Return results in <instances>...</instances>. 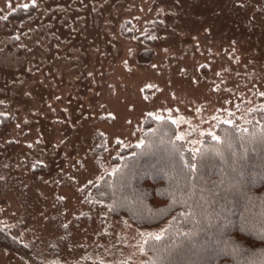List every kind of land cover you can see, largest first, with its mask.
Listing matches in <instances>:
<instances>
[{
	"label": "rangeland",
	"instance_id": "obj_1",
	"mask_svg": "<svg viewBox=\"0 0 264 264\" xmlns=\"http://www.w3.org/2000/svg\"><path fill=\"white\" fill-rule=\"evenodd\" d=\"M259 111L264 0H0V264H147L167 224L93 199L113 160L149 117L196 153Z\"/></svg>",
	"mask_w": 264,
	"mask_h": 264
},
{
	"label": "trees",
	"instance_id": "obj_2",
	"mask_svg": "<svg viewBox=\"0 0 264 264\" xmlns=\"http://www.w3.org/2000/svg\"><path fill=\"white\" fill-rule=\"evenodd\" d=\"M145 129L92 193L139 229L167 224L147 241V264H264V111L246 127L221 124L196 153L170 119Z\"/></svg>",
	"mask_w": 264,
	"mask_h": 264
},
{
	"label": "snow or ice",
	"instance_id": "obj_3",
	"mask_svg": "<svg viewBox=\"0 0 264 264\" xmlns=\"http://www.w3.org/2000/svg\"><path fill=\"white\" fill-rule=\"evenodd\" d=\"M211 135V134H210ZM215 139H218L217 137H214ZM180 139H183V137H180ZM156 239H160L159 236H156Z\"/></svg>",
	"mask_w": 264,
	"mask_h": 264
}]
</instances>
